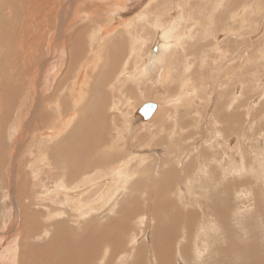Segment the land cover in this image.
Instances as JSON below:
<instances>
[{"label":"rangeland","instance_id":"1","mask_svg":"<svg viewBox=\"0 0 264 264\" xmlns=\"http://www.w3.org/2000/svg\"><path fill=\"white\" fill-rule=\"evenodd\" d=\"M25 1L26 0H5L0 3V5H3L6 9L2 12L3 16L1 22L3 25L5 23V25L2 26L6 27V35H9L8 37L14 41L11 43L12 50L10 55H7V58H5L6 64L8 62L10 63L12 60H22L23 56L19 54L20 51L16 48L20 44L21 39L25 41L23 36L24 33H26L27 37L31 38L32 41L30 43L36 50V59L34 58L33 64H37V66L34 68L37 69L39 65L46 63V70L44 69L45 71L43 73L44 77L46 79L52 77L53 79L48 81V84L45 83L47 85L46 95H42L41 93L39 100L41 105H43L42 100L43 102L46 101L45 107L48 109L49 114L52 115L47 119L49 122L56 118L53 100L58 97V94L60 99L65 96L64 93L60 95L62 87H65L64 83L70 86L75 80V77L77 79L79 76H83L82 82L84 87L82 91L85 96L83 95V101L77 106V117L69 118L71 120L68 121L71 122L68 126H64L68 128L67 132L72 133L74 130L79 129L80 132H85L86 134L90 133L91 138L99 139L103 137L104 141L98 142L97 139L95 141L98 145V150L100 148L99 154H104L106 152V155L107 153L110 155V153L115 154L121 152L120 149H117L119 143V146L122 147L121 150L123 152L125 151L126 157L129 153L127 159H133L130 161L131 167H129L131 168V172H135V169H142H139V175L137 179L133 180L134 183L130 180L128 184L130 187L128 186L125 191L124 189L120 190L119 194H116L118 197L116 195L111 196V198L107 200V203L109 202L107 205L109 206L106 205L101 212L97 211V213H100V216L105 219L101 222H97L99 220L96 219L97 223L93 226L96 232L95 244L93 243L94 246L89 250V247L83 246L87 243L81 241L80 244L82 245L80 247L83 246L82 251L81 248H79L78 252L82 254L88 253L90 259H96L102 254L107 258L121 259L125 264H130L134 258L139 260V264H264V0H223L225 1L224 6H222V1L221 4L218 3L219 8L216 10L213 9V11L211 9L217 4V0H187L182 4V10L178 13L179 16L176 15L178 24L177 29L179 28L187 31L188 34L190 31L195 30L196 33H194L193 38H190V36H188L189 38H180V42L177 39L171 38V49L169 51L167 50L168 52L166 51V57H170L171 60L178 59L182 63H185L188 60L185 61L184 57L182 59V53L185 52L188 54L190 50H195V48L201 49L205 54H212L215 49H219L220 55L217 61L209 65L204 63L203 58L205 57L202 58L200 55L197 61H193L198 65L194 64L192 67V70H194L193 76L196 78L195 82H197L200 87L202 86L203 98L200 99L199 97H195L198 101L195 98L193 100L192 97L196 93H194L193 87H190V97L186 104L173 101L179 94L180 89L178 88L172 91L171 87L175 85L178 86L180 82L176 79V82L172 83L171 78L167 79L168 81L165 79L160 80V72L158 69L160 65H154L150 68L148 65V69L146 68L147 70L145 69L142 71L144 74L141 72L137 74L135 78L129 76L131 71L137 70L143 63V60L146 62L150 57V48L152 44H154L153 40H155L160 30V28L155 27L156 24L150 25L147 21V23L142 21V23H138V25L136 23V27L131 25L128 27L125 21L126 18L129 17L124 16L126 12H115L116 10H123L125 8L113 7V4H115L117 0H89V2L92 1L90 3L88 0H77L73 8L75 13L71 18L72 25L70 24V27L61 34V37L65 38L64 43H67L63 45L65 49L63 50L64 53H57V55L54 54L51 56L50 41L52 34L49 33V30L53 26L55 27L58 23V18L55 20L49 18L42 19L39 11L35 21L27 20V15H25L23 11L24 5L27 4V1ZM38 1L40 6H44V8L41 7L42 13L46 14L55 6L61 9V6L63 7L68 0H52L49 5L46 3V0ZM241 1L246 2L247 5H240L236 8V11H233L236 7V3H243ZM55 2L56 5H54ZM13 3L15 5H13ZM172 7L173 6L168 8V12L166 11L167 13L165 16L167 21H170V18H172L171 15L174 14H172V12L175 9ZM246 9H248L250 17L245 19L243 16H245L244 10ZM107 12H109L110 15H108ZM112 13L116 16L119 15L120 18L112 16ZM74 15L75 17H73ZM230 15L235 16V18H229ZM90 16H93L92 21H95L94 24L90 21ZM114 17L118 18V20L114 21ZM181 17H183V19H181ZM103 18L104 20H102ZM38 21L42 22L39 24ZM102 22H105V24ZM22 25L25 27L21 28ZM80 25L82 27H80ZM165 25L166 24H163V26ZM112 26H115L114 30L110 28ZM90 27L98 32L95 30L92 31ZM103 27L109 32L111 31L110 37L109 34L107 35L108 37L106 34L103 36L102 29H105ZM82 28H84V31H80ZM124 28L127 29L128 33V30L131 29L133 32L138 31L137 33L134 32V34L138 35H134L133 33L130 34L132 30L129 34L125 33L126 31ZM72 29L75 30V33L79 30L82 34L79 33V37L72 35L74 31ZM206 30L207 32H205ZM41 33L44 35H41ZM37 34L41 37H38ZM94 35L99 38L93 37ZM133 37H135L137 41L140 40V42H142V44L139 43L141 47L139 46L137 54L139 56L140 54L141 56L143 55L144 58L143 56L138 57V55L134 53L136 55L132 56L131 62L128 65L130 69H127V67H125L126 65L123 63H126L127 58H129L128 54L130 56L132 55L129 42L133 40ZM179 37L180 36H178V38ZM89 42L93 43V50L90 48L91 43ZM176 43L179 44L178 46L176 45L177 49L175 47ZM120 46L122 48H120ZM217 46H219V48H217ZM15 49L18 52H16ZM43 49L44 52L42 51ZM75 50L79 56L78 59L74 55ZM170 53L173 54L171 55ZM65 54H67V56ZM63 55H65V57ZM90 55H94L92 60L88 58ZM135 56L137 59L134 58ZM46 57L48 58L46 59ZM68 59L70 60V66L67 65ZM125 59L126 61H124ZM139 59H141L142 62ZM6 60H8V62ZM85 60L86 62H84ZM132 60L134 61L133 64H131ZM14 62L15 64L17 63V61ZM88 62H90V64L86 65ZM83 64L85 65L84 69L80 70L79 67ZM92 65L95 66V68ZM121 65L124 66V69H122L123 67ZM0 67H2L0 71L8 72V68L1 64V62ZM3 67L6 70H4ZM181 68H183V65H181ZM91 70L93 73H91ZM121 70L126 71L125 75L123 73H120L121 75L123 74L122 76L119 74ZM64 73L67 74L64 75ZM12 74L15 75V77L17 76L16 72H12ZM200 76L201 79L205 80H201ZM61 79L62 82L60 85L58 82ZM15 82L18 86L17 90L10 92L7 97L8 99L4 97L2 102H0V233L3 235L0 236V264H3L5 260L3 259V252L8 249L9 246L16 247L17 245L16 249H18V238L13 236L21 229L23 217L19 200L14 198L17 206V224L15 223L16 226H14L15 229L13 232L4 228V226L7 227L8 225V222L5 224L3 222L5 220V215L3 213L6 210L4 204L6 195L4 196V194L8 189V185H6V171L12 162L16 167H18V164L20 166L19 160L17 158L15 160V155H13L11 149H9L11 147L10 142L12 141L11 136L16 137L18 134L13 135V131L11 132L9 127L15 124V120L18 118L22 106L20 101L22 90L20 91L18 84L23 82L24 89L28 86V80L26 76L23 77V74H20ZM115 82L117 85H121H118L119 87H115V85L112 86ZM1 88L2 87H0V92H2ZM71 91L72 90H70L69 93H71ZM230 95L236 99L234 102L235 104L232 106H228L227 104L231 101L228 99ZM66 100L67 101H64L66 104H63L66 112L64 114L65 116L74 113L72 109L73 102L68 94L66 95ZM147 102L156 104L160 102L162 108L159 105L154 111L155 113L153 112L147 119H137L136 114L138 113V109ZM115 103L118 106V110L114 109ZM188 106L191 108L189 109ZM222 110H226L229 116L225 117L223 115L220 117V114H224ZM79 111L83 112H81L82 115ZM79 115H81V119H79ZM113 117L119 120V122H124L121 125H123V127L125 126L127 133L125 135H128V140L126 136V140L125 138L114 139L117 120H113ZM185 122L189 125L184 127L185 129L181 128L180 126ZM105 126L109 129L108 131H105L107 130ZM89 128L91 132H89ZM220 128L222 129L220 130ZM224 128L226 130H224ZM42 129L43 130L39 133L46 131L43 127ZM95 130L96 134L94 133ZM97 131H102V134H97ZM171 133L172 135L169 136ZM132 135H135L136 138ZM186 136L189 137L186 138ZM31 137L32 136H28L27 138L24 137L22 139L24 141L21 140L20 151H22L21 153L23 154H27L32 161L35 160V158L29 154V152L33 151V154H36V150L42 145L40 143H34L32 144V150H29L30 145L28 144L33 142ZM40 137L42 136L40 135ZM181 137L184 139H181ZM237 137L239 139L241 137V139L239 140ZM105 139L108 140L105 141ZM114 140H116L117 143ZM103 142L104 144H102ZM108 143L109 145L107 147ZM111 144L114 146L112 147ZM123 144L126 146L123 147ZM51 146L52 142L46 140L42 147L49 149ZM109 146H111L112 149ZM113 148H115L114 150L116 151H114ZM101 150H105L104 153ZM21 155L22 154H20V160L23 159ZM138 157L143 159L140 160ZM58 159L64 163H69L68 159L64 156L57 159L55 156L57 163L59 161ZM110 161L111 164L108 163V166H114L117 163V161L115 163L112 155ZM28 163L23 167V173L26 172L25 175L23 174L20 177L21 179L19 178L20 182L23 180L25 184L27 183V186L32 182L28 174L30 170ZM92 169L94 170L95 168ZM258 170H261L260 173ZM106 172V176L108 177L111 173L110 171ZM116 183H118V187L121 186V181H116ZM48 184L51 183L49 182ZM134 184L135 186L133 187ZM107 189L108 188L105 190ZM128 189L129 191H127ZM27 192L29 193L28 189ZM30 192L32 193L33 191L31 190ZM13 194V197H15L16 191L13 192ZM35 195L37 199V192ZM92 197L90 198V200L93 201L92 203L96 204L98 200L100 201L99 198L97 199V195ZM112 197L115 199L114 201H112ZM63 202V200L60 202L62 210L71 211L73 206ZM100 202L97 204L103 205V203ZM62 204L65 206H62ZM32 207L34 209L35 206ZM34 210H38V208ZM108 212L109 214L111 212V216L109 217L106 214ZM97 213H93V215L98 217ZM39 217L42 220L45 218L44 221H50L47 220L48 214L40 215ZM63 218L64 217H58L57 219L62 220ZM120 218L123 219L124 223L121 229H116L113 226V220ZM105 225L109 227L111 233L119 232V234H121L123 244H120L118 251L116 250L117 252L114 249V252H111L112 246L108 245V247H106L105 243L102 245L99 252H94V250L96 251L99 247L101 240L100 230H102ZM96 229L98 230L96 231ZM12 233L14 235H11ZM105 236H108V234ZM59 237H61L60 240L64 243H66V239L70 240L63 232H61ZM34 242L37 243L36 241ZM43 242L41 244H43ZM168 242L169 245H167ZM164 243H166V246ZM58 244L60 245L58 246ZM97 244L98 247H96ZM172 244L174 246H172ZM62 245L61 243L43 245L41 247L42 253H38L37 257H35L36 251L33 252L32 261L38 258L40 261H44V264L47 258H50L52 261L61 258L62 261L65 255H67V258L68 256L69 258L73 256L72 251L66 249L67 247L64 245V247H62ZM47 246L48 248L50 247L49 249L53 250L51 252H48L49 249L45 251ZM138 246L145 250H141L142 252H140L138 250L139 248H137ZM95 247L96 249H94ZM131 248H133V250H131ZM73 249L75 248L73 247ZM161 251L162 254L164 253L163 255L160 253ZM121 253H123V255L125 254V256ZM121 255L123 257H121ZM156 256L158 258H156ZM78 257H80V255ZM125 259L127 260L125 261ZM16 260H18V257Z\"/></svg>","mask_w":264,"mask_h":264},{"label":"bare ground","instance_id":"2","mask_svg":"<svg viewBox=\"0 0 264 264\" xmlns=\"http://www.w3.org/2000/svg\"><path fill=\"white\" fill-rule=\"evenodd\" d=\"M5 0H0L1 2H4ZM21 1V0H19ZM27 4L24 5V10L22 8V10L24 11L25 15H27V20H31V21H35L36 18L38 17L39 11L41 13V18L42 19H53L55 20L56 18H58V23L55 25V27L51 28L49 31V33H51V56H53L54 54L57 55V53H61L63 54V50H65L63 48V45L66 43H64L65 38L61 37V34L64 33L65 30H67L70 26V24L72 23L71 18L72 15L75 13L73 11V8L75 6V2H77V0H68L66 4L63 5V7L61 6V9L56 8L57 6H55L54 8H51L49 12L42 13V8H44V6H40L39 5V1L38 0H26ZM25 1V2H26ZM57 1V0H56ZM94 1V0H93ZM116 1V0H115ZM187 0H117L115 4H113V7L119 8V7H125L123 10H116V13H120V12H126L124 13V16H128L129 18H126V25L129 27L131 26H135L136 27V23L138 25V23H142V21H147L150 25L156 24L155 27L160 28V30L158 31V34L155 38L154 44H152L151 48H150V57L146 60V62L143 60V63L140 65V63L142 62L141 59H139L141 62L139 63V67L137 68V70H133L131 71V73H129V76L131 78H135V76L137 74H140L142 71H144L146 68L148 69V65L149 68L151 66H159V72H160V80H167L169 78H171L172 83L176 82V79L178 80V82H180L178 84V86H172L171 90L175 91L178 88L180 89L179 94L177 95V97L175 99H173V101L176 102H183V103H188L189 101V94H190V87H193V91L194 93H196L195 95L197 96H193L192 99L194 100L195 97H199L200 99L203 98V94H202V86L200 87L199 84L197 82H195L196 78H194L193 76V72L194 70H192V67L194 64H196L193 61H197L198 60V56H202L205 57L203 58V61L206 65L211 64L212 62L214 63L215 61H217V58H220L219 55V49H215L214 53H209V54H205L201 49H196L195 50H190L188 52V54H186L185 52L182 53V59L184 57V60L187 62H181L178 59L176 60H171L170 57H166V51L171 49V38H174L175 40H179L180 38H189L188 36H190V38L194 37V33H196V31L192 30L189 32L181 30V29H177V16L178 13H180V11L182 10V4H184V2ZM223 0H217V4L211 9L213 11L216 10L217 8H219V4L222 3ZM238 1V0H237ZM10 2V1H9ZM18 2V1H17ZM52 0H46V3L49 5V3H51ZM86 2V1H85ZM89 2V0H88ZM92 2V1H90ZM89 2V3H90ZM227 2V1H226ZM243 2V1H241ZM12 3V2H11ZM60 3V2H59ZM64 3V2H63ZM82 3V2H80ZM94 3V2H93ZM219 3V4H218ZM240 3V2H239ZM4 4V3H3ZM41 4V3H40ZM61 4V3H60ZM189 4V2H188ZM225 1H223L222 6H224ZM13 5H15L13 3ZM17 5V4H16ZM56 5V2L55 4ZM53 5V6H54ZM240 5H247L246 2H243L242 4H238L236 3V7L233 9V11H236L237 7H239ZM173 6L175 10H173L171 17V20L167 21V18L165 16V14L168 12V8ZM6 7V6H5ZM9 7V6H8ZM12 7V6H11ZM85 7V6H84ZM172 7V8H173ZM227 7V6H226ZM225 7V8H226ZM248 7V6H247ZM83 8V6H82ZM185 8V7H184ZM4 6L0 5V62L1 64L5 65L8 68V72H3L0 71V87L2 92H0V102H2L3 98L6 97V99H8V95L10 92H12L13 90H17L18 86L15 82L16 78L20 75L23 74V77L26 76L27 80H28V86L24 89V84L23 82L19 83V87H20V91H21V96H20V101H21V109L19 111V115L18 118H16L15 120V124H13V126H10V131H13V135L18 134V136H11L12 141L10 142L11 147L9 149H11L12 154L15 155V160L16 158L19 160L20 162V166L18 164V167L15 166V164L12 162V164L7 168L6 171V182L8 185V189L6 190L4 196H5V208L6 210L4 211V215H5V220L3 221L4 224L6 222H8L7 227L4 226V228L9 229L10 232H13V230L15 229L14 226L16 221V213H17V206H16V199L19 200V203L21 205L22 208V222H21V229L16 232V234L14 235L13 233L11 235H14L13 237H17L18 239V249H16V247H11L9 246L8 249H6L3 252V259L4 262L3 264H43L44 261H40L38 258L33 259L32 261V254L33 252L36 251V256L38 255V253H42L41 252V247L44 245H54L57 243H61V245L63 244L64 246H66L65 248L68 250H71L73 253V256H71L69 258H67V255H65L63 258V260L61 261V258L56 259L55 261H52L50 258H47V260L45 261L44 264H125L121 261V259H112V258H107L104 255H100L98 258L96 259H90L88 257V253L86 254H82L78 252V249L81 248L82 251V247H89V250L94 246V242L96 240V232L94 231L93 226L96 225L97 222H101L104 221V219L100 216V213H97V211H100L102 209H104V207L109 203H107V200H109V198H111V196H115L116 194H119L120 190L124 189V191L126 190V188L129 186V182L130 180H135L137 179L138 175H139V169H135V172H131V167L130 166V161L132 160H128V156L129 153L126 157L125 155V151L123 152L121 150L122 147L119 146L118 143V148L120 149L121 152L115 153V154H111L109 155V153H107V155L104 154H99V150H98V145L95 142L97 138H91V134L88 133L86 134L85 132H80L79 129L74 130L72 133L67 132L68 128H65L64 126H68L71 120L69 118H76L77 117V106L83 101V95L84 92L82 91L84 85H83V76H79L77 79L75 77V80L72 82V84L69 86L67 83L65 84V87H62V90L60 91V95L62 93H64V97L62 99H60V96L58 94V97L53 100L54 103V109H55V115L56 118L53 119L51 122H49L47 119L52 116L51 114H49L48 109L45 107V103L46 101L42 103L43 105H41L40 103V94L42 93V95H46V88L47 85L45 83L48 84V81L53 80L52 77H49L48 79H46L44 77V71L45 69V64L39 65L37 69H35L34 67L37 66V64H33L34 60L36 59V50L33 48V46L31 45V38L27 37L26 33H24V40L21 39L20 44L17 46V50L20 51L19 54H21L22 60L21 59H17V60H12L10 63L8 62V60H6L8 63L6 64L5 62V58H7V55H10L11 50H12V46L11 43L14 42L12 41L8 36L6 35L7 32L5 29L6 27H3L5 25H3L2 21V12L4 10ZM49 9V8H48ZM81 9V8H80ZM104 9V8H103ZM243 9V8H242ZM6 10V9H5ZM14 10V9H13ZM59 10V11H58ZM78 10V9H76ZM114 10V9H113ZM210 10V11H211ZM167 11V12H166ZM184 11V10H183ZM182 11V12H183ZM15 12V11H14ZM55 12V13H54ZM79 12V11H78ZM108 15L109 12H107ZM234 13V12H233ZM242 13V12H241ZM54 14V15H53ZM80 14V13H78ZM92 14V13H91ZM113 14V13H112ZM123 14V13H122ZM183 14V13H182ZM235 14V13H234ZM18 15V14H17ZM76 15V14H75ZM75 15L73 17H75ZM107 15V16H108ZM244 15L243 18H249V12L248 9L244 10ZM112 16H116V15H112ZM174 16H176L175 18H173ZM179 16V15H178ZM190 16V15H189ZM202 16V15H201ZM91 17V16H90ZM106 17V15H105ZM116 17H119L116 16ZM9 18V17H8ZM79 18V17H78ZM115 18V17H114ZM120 18V17H119ZM191 18V17H190ZM229 18L234 19L235 16L230 15ZM93 16L91 17V22L94 24V22L92 21ZM101 19V18H100ZM112 19V18H111ZM110 19V20H111ZM124 19V18H123ZM181 19H183V17H181ZM104 20V18L102 19ZM118 20V18H115L114 21ZM185 21H187L186 19H184ZM189 20V17H188ZM101 21V20H100ZM124 21V20H122ZM192 21V20H190ZM25 22V21H24ZM42 22V21H40ZM40 22L38 21V23L40 24ZM146 22V23H147ZM155 22V23H154ZM2 23V24H1ZM36 23V22H35ZM37 23V24H38ZM44 23V22H43ZM90 23V22H88ZM91 23V24H92ZM103 23V22H102ZM122 23V22H121ZM120 23V24H121ZM8 24V23H7ZM6 24V25H7ZM82 24V23H81ZM84 24V23H83ZM92 24V25H93ZM97 24V23H96ZM105 24V22L103 23ZM124 24V23H123ZM122 24V25H123ZM133 24V25H132ZM163 24H166L165 26H163ZM186 24V22H185ZM3 25V26H2ZM72 25V24H71ZM99 25V24H98ZM12 26V25H11ZM85 26V25H84ZM125 26V27H127ZM25 26L22 25L21 28H24ZM80 27H82L80 25ZM94 27V26H92ZM91 30H95L92 29ZM97 27V25H96ZM119 27V26H118ZM138 27V26H137ZM140 27V26H139ZM186 27V26H185ZM188 27V25H187ZM193 27V26H192ZM191 27V28H192ZM48 28V27H47ZM46 28V29H47ZM76 28V27H75ZM95 28V27H94ZM105 28V27H103ZM108 28V27H107ZM112 28V30H114L115 26L110 27ZM123 28V27H122ZM80 29V28H79ZM83 29V30H82ZM80 31H84V28H82ZM97 29V28H96ZM106 29V28H105ZM102 29V34L104 36V34H106V36L109 34L110 37V33L107 29ZM109 29V28H108ZM125 29V28H124ZM136 29V28H135ZM18 30V29H17ZM37 30V29H36ZM74 30V29H72ZM78 30V29H77ZM132 30V29H131ZM131 30H128L129 33ZM21 31V30H20ZM79 31V30H78ZM75 33V30L72 32V35H76L77 37H79V32ZM96 31V30H95ZM94 31V32H95ZM126 31V32H125ZM125 33L127 32V29H125ZM25 32V31H24ZM93 32V33H94ZM98 32V31H96ZM95 32V33H96ZM135 32V31H134ZM133 30L130 34H134ZM138 31H136L135 33H137ZM207 32V30L205 31ZM17 33V32H16ZM92 33V32H91ZM115 33V32H114ZM128 33V34H129ZM43 33H41L42 35ZM66 34V33H65ZM82 34V33H81ZM100 34V33H98ZM188 34V35H187ZM35 35V34H34ZM38 35V34H37ZM36 35V36H37ZM44 35V34H43ZM93 35V34H92ZM97 35V33H96ZM134 35H138V34H134ZM133 35V36H134ZM11 36V35H10ZM14 36V35H13ZM40 35H38L39 37ZM90 36V35H89ZM132 36V35H131ZM129 36V37H131ZM178 36H180L178 38ZM41 37V36H40ZM47 37V34H46ZM92 37V36H90ZM93 37H98V36H93ZM108 37V36H107ZM121 37V36H120ZM139 37V36H138ZM137 37V38H138ZM13 38V37H12ZM99 38V37H98ZM104 38V37H103ZM139 38H142L141 36ZM97 39V38H96ZM132 39V38H131ZM46 40V39H45ZM186 40V39H185ZM19 41V40H18ZM142 41V40H141ZM202 41V40H201ZM16 42V41H15ZM46 42V41H45ZM88 42V41H87ZM86 42V43H87ZM97 42V41H96ZM95 42V43H96ZM178 42V41H177ZM180 42V40H179ZM43 43V42H42ZM79 43V42H78ZM91 43V42H89ZM99 43V42H98ZM139 43L142 44V42L137 41L135 37H133V40L131 42H129V46H131V56L128 54L129 58H127L124 61H126L125 64L128 68L129 63L131 62V58L133 55L137 54V51L139 46L141 47V45H139ZM188 43V42H187ZM203 43V42H202ZM67 44V43H66ZM81 44V43H80ZM88 44V43H87ZM132 44V45H131ZM189 44V43H188ZM70 45V44H69ZM75 45V44H74ZM176 45L178 46L179 44L176 43ZM203 45V44H202ZM218 45V44H217ZM36 47V46H35ZM41 47V46H40ZM43 47V46H42ZM66 47V45H65ZM77 47V46H76ZM90 47V46H89ZM37 48V47H36ZM92 50L94 49L93 47V43H91V47ZM89 48V50H90ZM120 48H122L120 46ZM182 48H183V44H182ZM217 48H219V46H217ZM15 49V50H16ZM42 49V48H41ZM69 49V47H68ZM152 49V50H151ZM173 49V48H172ZM177 49V47H176ZM179 49V48H178ZM194 49V46H193ZM16 50V52H18ZM44 52V49L42 50ZM70 51V50H69ZM68 51V52H69ZM76 51V50H75ZM74 51V55L77 57L78 59V54L77 51ZM87 51V50H86ZM104 51V49H103ZM152 51V52H151ZM167 51V52H168ZM229 51V50H228ZM46 52V51H45ZM88 52V51H87ZM91 54L92 51L90 50ZM128 52V51H127ZM176 52V51H175ZM181 52V51H179ZM102 53V52H101ZM136 53V54H134ZM140 53V52H139ZM227 53V52H226ZM89 54V53H88ZM171 55L173 53H170ZM225 54V53H224ZM67 56V54H65ZM65 55H63L65 57ZM97 55V54H96ZM138 55V54H137ZM188 55V56H187ZM205 55V56H203ZM14 56V55H13ZM42 56V55H41ZM47 56V55H46ZM84 56V55H83ZM104 56V55H103ZM141 56V54H140ZM138 55V57H140ZM143 56V55H142ZM141 56V57H142ZM187 56V57H186ZM9 57V56H8ZM40 57V56H39ZM55 57V56H54ZM94 57V55H90L88 58H90L92 60V58ZM124 57V56H123ZM10 58V57H9ZM35 58V59H34ZM48 57H46L47 59ZM100 58V57H99ZM135 59L136 56L134 57ZM144 58V56H143ZM179 58V56H178ZM15 59V58H14ZM97 59V58H96ZM14 61H17V63L15 64ZM98 61V60H97ZM138 61V60H137ZM211 61V62H210ZM86 62V60L84 61ZM133 60L132 63L133 64ZM136 62V61H135ZM43 63V62H42ZM82 63V61H81ZM115 63V62H114ZM86 64V63H85ZM90 64V62H88L86 65ZM67 65H71L70 64V60L68 59ZM75 65V64H74ZM181 65H183V68H181ZM197 65V64H196ZM84 64L81 65L80 70L84 69ZM93 66V65H92ZM124 69V66L121 65ZM198 66V65H197ZM95 68V66H93ZM130 67V66H129ZM2 68V67H0ZM4 69V67H3ZM45 69V70H44ZM49 69V68H48ZM62 69V68H61ZM91 69V68H90ZM134 69V68H133ZM146 69V70H147ZM205 69V68H204ZM1 70V69H0ZM6 70V69H4ZM12 70V71H11ZM151 70V69H150ZM11 71V72H9ZM56 71V70H55ZM76 71V70H75ZM87 71V70H86ZM130 71V70H129ZM135 71V72H134ZM2 72V73H1ZM12 72H16L17 76L15 77V75L12 74ZM60 72V71H59ZM79 73V72H78ZM81 73V71H80ZM86 73V72H85ZM91 73L92 70H91ZM123 73L125 75L126 71L125 70H121L119 72ZM143 73V72H142ZM202 73V72H201ZM47 74V73H46ZM67 73H64V75H66ZM122 74V75H123ZM144 74V73H143ZM58 75V74H57ZM121 75V74H120ZM121 75V76H122ZM228 75V74H227ZM116 76V75H115ZM118 76V73H117ZM116 76V78H117ZM203 76V75H202ZM85 77V76H84ZM145 77V76H144ZM112 78V77H111ZM128 78V77H127ZM46 79V80H44ZM81 79V80H80ZM115 79V77H114ZM119 79V78H118ZM117 79V80H118ZM201 79V76H200ZM230 79V78H229ZM24 80V78H23ZM201 80H205V79H201ZM168 81V80H167ZM230 81V80H229ZM58 82V81H56ZM62 79L58 82V84L61 85ZM111 82V81H110ZM25 83V80H24ZM82 83V84H81ZM120 83V82H119ZM139 84V83H138ZM27 85V84H26ZM111 85V84H110ZM118 86L116 84V82L112 85V86ZM121 85V84H120ZM119 85V86H120ZM51 86V85H50ZM64 86V85H62ZM111 86V87H112ZM118 86V87H119ZM70 87V88H69ZM61 88V87H60ZM66 88V89H64ZM113 88V87H112ZM114 89V88H113ZM112 89V90H113ZM71 91V93H69V91ZM41 91V92H40ZM48 92V91H47ZM68 94L69 98L71 99V101L73 102V111L74 113L69 114V115H64L65 112V108L63 106V104H66L64 101L66 100V95ZM86 94V93H85ZM228 95V94H227ZM85 96V95H84ZM88 97V96H87ZM229 97V96H228ZM247 97V96H246ZM212 98V97H211ZM196 99V98H195ZM227 99V98H226ZM230 99L231 101L228 104V106H232L235 103V98L230 95ZM170 100V99H169ZM168 100V101H169ZM197 100V99H196ZM115 101V99H114ZM198 101V100H197ZM201 101V100H200ZM116 102V101H115ZM158 102V101H157ZM165 102V101H164ZM163 102V103H164ZM171 102V101H169ZM226 102V101H225ZM148 103V102H147ZM56 104V105H55ZM116 104V103H115ZM156 104V103H155ZM251 104V103H250ZM97 105V104H96ZM159 107V105L162 108V105L160 104V102L157 104ZM3 106V105H1ZM112 106V105H111ZM110 106V107H111ZM143 106V105H142ZM141 106V107H142ZM227 106V108H228ZM239 106V105H238ZM237 106V107H238ZM250 106V105H249ZM13 107V106H12ZM108 107V106H107ZM140 107V108H141ZM236 107V108H237ZM139 108V109H140ZM188 108L190 109L191 107L188 106ZM83 109V108H82ZM81 109V110H82ZM114 109L118 110V106L117 104L114 106ZM139 109H138V113L136 114V118L141 120V119H145L143 117V115L141 113H139ZM248 109V108H247ZM69 110V109H68ZM80 110V109H79ZM159 111V110H158ZM187 111V110H186ZM250 111V110H249ZM15 112V111H14ZM80 114L82 111H79ZM233 112V111H232ZM52 113V111H51ZM70 113V112H69ZM83 113V112H82ZM155 113V112H154ZM222 113L224 114H220V117H222L223 115L225 117H228L229 114L226 112V110H222ZM248 113V112H246ZM54 114V113H53ZM82 115V114H81ZM79 115V119L80 116ZM231 116V114H230ZM218 118V117H217ZM249 118V117H248ZM88 120V119H87ZM113 120H117L114 119ZM125 120V119H124ZM127 120V118H126ZM214 120V119H213ZM218 120V119H217ZM80 121V120H79ZM119 122V120H117ZM115 124V136L114 139H124L125 136L126 138L128 137V135L126 133V129L125 126L123 127L124 122H117ZM146 121V120H145ZM175 121V120H174ZM219 121V120H218ZM18 122V123H16ZM75 122V121H74ZM111 122V121H110ZM141 122V121H140ZM220 122V121H219ZM106 123V122H105ZM115 123V122H113ZM162 124V123H161ZM182 125V124H181ZM189 125V124H188ZM187 123L185 122L182 126H180L181 128L187 127L188 126ZM114 126V125H113ZM42 127L46 130L43 133H39L40 131H42ZM105 128L107 129V127L105 126ZM111 128V127H110ZM6 129V128H5ZM185 129V128H184ZM222 128H220L221 130ZM238 129V128H237ZM9 130V129H8ZM35 130V131H34ZM88 130V129H86ZM85 130V131H86ZM91 129L89 128V132ZM109 129L105 130L108 131ZM183 130V129H180ZM218 130V129H217ZM224 130H226L224 128ZM79 131V132H78ZM112 131V130H111ZM186 131V130H185ZM9 132V131H8ZM67 132V133H66ZM88 132V131H87ZM110 132V131H109ZM108 132V133H109ZM181 132V131H180ZM222 132V131H221ZM96 134V130L94 132ZM99 133V135L102 134V131H97V134ZM187 133V132H186ZM194 133V132H193ZM228 133V132H227ZM43 137H40V135ZM11 135V134H10ZM97 135V136H99ZM114 135V133H113ZM111 135V136H113ZM172 135L169 134V136ZM28 136H32V140L33 142L29 146V150H32L31 148H33L34 143H40L42 146L43 144L46 142V140H49L50 142H52V146L47 149V148H43L42 146L37 149L36 154H33L32 152H29V154H31L35 160H30L27 154H23L21 153L22 151H20V143L21 140L25 137L27 138ZM94 136V135H92ZM107 136V134H106ZM134 138H136L135 135ZM174 136V135H173ZM172 136V137H173ZM183 136V134H182ZM95 137V136H94ZM184 137V136H183ZM181 137V139L183 138ZM189 136H186V138ZM99 138V137H98ZM108 138V137H107ZM113 138V137H112ZM125 138V140H126ZM129 138V137H128ZM127 138V140H128ZM230 138V137H229ZM238 138V137H237ZM166 139V138H165ZM184 139V138H183ZM239 139V138H238ZM241 139V137H240ZM239 139V140H240ZM26 140V139H25ZM98 142H102L103 137H100L99 139H97ZM108 140V139H107ZM105 139V141H107ZM225 140V139H224ZM24 141V140H22ZM104 141V140H103ZM116 141V140H114ZM120 141V140H119ZM123 141V140H122ZM121 141V142H122ZM243 141V140H242ZM26 142V141H25ZM28 142V141H27ZM112 142V141H111ZM127 142V141H125ZM24 143V142H23ZM30 143V142H29ZM117 143V141H116ZM115 143V144H116ZM100 144V143H99ZM104 144V142L102 143ZM126 144V143H125ZM23 145V144H22ZM109 143L107 144L108 147ZM45 146V145H44ZM104 146V145H103ZM112 146V144H111ZM111 146H109L111 148ZM114 146V145H113ZM112 146V147H113ZM122 146V145H121ZM126 146L123 144V147ZM139 146V145H138ZM148 146V145H147ZM101 147V145H100ZM105 147V146H104ZM120 147V148H119ZM127 148V147H126ZM102 149V147H101ZM104 149V148H103ZM106 149V148H105ZM112 149V148H111ZM115 148H113L114 150ZM248 149V148H247ZM126 150V149H125ZM116 151V150H114ZM99 152V153H98ZM109 152V151H108ZM11 154V153H10ZM20 154H22L21 156H23L20 160ZM111 155L113 157V159L115 160V163L117 161V163L112 166H108L107 164H111ZM229 155V154H228ZM239 155V154H238ZM55 156L56 159L57 158H61V157H65L66 159H68L69 163H64L61 160L57 161L55 160ZM132 156V155H131ZM130 156V157H131ZM28 157V158H27ZM134 157V156H133ZM25 158V161H24ZM53 158V159H51ZM136 158V157H135ZM13 159V157H12ZM64 159V158H63ZM138 159H140L138 157ZM143 159V158H141ZM140 159V160H141ZM254 159V158H253ZM257 159V158H256ZM107 160V161H106ZM226 160V159H225ZM252 160V159H251ZM65 161V160H64ZM143 161V160H142ZM168 161V160H167ZM224 161V160H223ZM29 162V163H28ZM16 163V162H15ZM28 163V166L30 167L29 170V175L30 178L32 179V182L29 183V186H27L25 184V182L23 180H19V178L21 177V175H25V173H23V167ZM54 163V165H53ZM213 163V162H212ZM113 164V163H112ZM242 164V163H241ZM17 165V164H16ZM137 165V164H136ZM140 165V164H139ZM138 166V165H137ZM221 166V165H220ZM219 166V167H220ZM140 167V166H139ZM143 167V165H142ZM232 167V166H231ZM92 168H95L94 170ZM133 168V167H132ZM135 168V167H134ZM138 168V167H136ZM29 169V168H28ZM48 169V170H46ZM234 169V168H233ZM19 170V171H17ZM27 170V169H25ZM142 170V169H140ZM106 171H110V177L106 176L107 172ZM133 171V169H132ZM174 171V170H173ZM248 171V170H247ZM259 171V170H258ZM261 171V170H260ZM259 171V173H260ZM227 173V172H226ZM257 173V172H255ZM254 173V174H255ZM109 174V173H108ZM141 174V173H140ZM27 175V174H26ZM44 175V176H42ZM230 175V174H229ZM171 176V175H170ZM174 176V175H173ZM239 176V175H238ZM24 177V176H23ZM258 177V176H257ZM263 177V176H262ZM27 178V177H25ZM21 179V178H20ZM23 179V178H22ZM29 179V178H28ZM234 179V178H233ZM263 179V178H261ZM139 180V179H138ZM137 180V181H138ZM259 180V179H258ZM30 181V180H28ZM116 181H121V186L118 187V183H116ZM136 181V182H137ZM51 184H48V183ZM155 182V181H154ZM204 182V181H203ZM134 183V182H133ZM132 183V184H133ZM142 183V182H140ZM202 183V182H201ZM5 184V183H4ZM188 184V183H187ZM186 184V185H187ZM227 184V183H226ZM229 184V183H228ZM17 185V186H16ZM96 185V186H94ZM131 185V183H130ZM233 185V184H232ZM135 186V184L133 185V187ZM137 186V185H136ZM192 186V185H191ZM16 187V188H15ZM130 187V186H129ZM132 187V185H131ZM142 187V186H141ZM155 187V186H154ZM264 187V186H263ZM7 188V186H6ZM106 188H108L107 190H105ZM148 188V187H147ZM27 189L29 190V193L27 192ZM36 189V190H35ZM94 189V190H93ZM130 189V188H129ZM129 189L127 191H129ZM138 189V188H137ZM33 191L32 193L30 191ZM135 190V189H134ZM141 190V189H140ZM16 191L15 197H13V192ZM37 192V199L35 198V193ZM157 192V191H156ZM196 192V191H195ZM240 192V191H239ZM4 193V192H3ZM123 193V192H122ZM146 193V192H145ZM128 194V193H125ZM161 194V193H160ZM244 194V192H243ZM98 196L97 199L99 198L100 201L98 200L97 203H103V205H99V204H95L92 203L93 201L90 200V198L93 196ZM110 195V196H109ZM235 195V194H234ZM241 195V194H240ZM109 196V197H108ZM117 196V195H116ZM159 196V195H158ZM92 197V198H93ZM118 197V196H117ZM151 197V196H150ZM162 197V196H161ZM113 198V197H112ZM147 198V197H146ZM231 198V197H230ZM117 199V198H116ZM223 199V198H222ZM37 203H35L34 202ZM44 200V201H43ZM62 200L64 201L63 203L68 204V205H72V209L71 211H63L62 207H60V202H62ZM115 199L113 198L112 201H114ZM162 201V200H161ZM116 203V202H113ZM166 203V202H165ZM3 204V205H4ZM18 204V203H17ZM32 206H35V208H38V210H34ZM42 206V207H41ZM62 206H65L62 204ZM109 206V205H107ZM145 206V205H144ZM161 206V205H159ZM219 206V205H218ZM233 206V205H232ZM231 206V207H232ZM234 206L236 207V205L234 204ZM96 207V208H95ZM158 207V206H157ZM221 207V206H220ZM108 208V207H107ZM110 208V207H109ZM230 208V206H229ZM233 208V207H232ZM231 208V209H232ZM237 208V207H236ZM69 209V208H68ZM106 209V208H105ZM136 209V208H135ZM163 209V208H162ZM242 209V208H239ZM70 210V209H69ZM223 210V209H222ZM234 210V208H233ZM237 210V209H236ZM255 210V209H254ZM253 210V211H254ZM244 211V210H243ZM105 212V210H104ZM205 212V211H203ZM220 212V211H219ZM233 212V211H232ZM93 213H97L98 217H95L93 215ZM44 214H48V218L47 220L50 221H44L42 220L39 216L40 215H44ZM107 216H111V212L109 214L106 213ZM114 215V214H112ZM126 215V214H125ZM182 216V215H181ZM58 217H64L62 220L57 219ZM119 217V216H118ZM122 217V216H121ZM83 218V219H81ZM147 218V217H146ZM96 219L99 220L96 222ZM124 219V217H123ZM123 219H116L113 220V226L116 229H121L122 225H123ZM145 219V217H144ZM190 219V218H189ZM203 219V218H202ZM207 219V218H206ZM182 221V220H181ZM189 221V220H188ZM203 222V221H202ZM188 223V222H187ZM204 223V222H203ZM17 224V223H16ZM191 224V223H190ZM202 224V223H201ZM249 224V223H248ZM203 225V224H202ZM257 225V224H256ZM144 226V225H143ZM206 226V225H205ZM215 226V225H214ZM3 227V226H2ZM101 227V226H99ZM232 227V226H231ZM59 228V229H57ZM112 228V227H111ZM195 228V227H194ZM207 228V227H206ZM99 229V228H98ZM96 229V231L98 230ZM126 229V228H125ZM174 229V228H173ZM202 230V229H201ZM116 231V230H115ZM9 232V234H10ZM15 232V231H14ZM61 232H63L64 234H66V236H68V239L70 238V240H65L66 243L62 242L60 239L61 237L60 234ZM88 233V234H87ZM171 233V232H170ZM4 234V233H3ZM7 234V232H6ZM87 234V235H86ZM108 236H105L107 235ZM112 234V235H110ZM199 234V233H198ZM86 235V236H85ZM100 235H101V240H100V244L98 247V244L96 247H98V249L94 252H99L101 250L102 245L105 243V246L108 247V245L112 246L111 252L114 250L118 251V248L120 246V244L122 243V238H121V234H119V232H114L111 233L109 230L108 226H104V228L102 230H100ZM0 236H3L2 233H0ZM8 236V235H7ZM133 236V234H132ZM168 236V235H167ZM176 236V235H175ZM190 236V235H189ZM215 236V235H214ZM10 237V236H8ZM12 237V236H11ZM164 237V236H163ZM166 237V236H165ZM4 238V237H2ZM191 238V236H190ZM216 238V237H215ZM13 239V238H12ZM180 239V238H179ZM7 240V239H6ZM15 240V239H14ZM16 240V241H17ZM63 240V239H62ZM136 240V239H134ZM164 240V239H163ZM15 241V242H16ZM34 241H36L37 243H35ZM43 244H41L42 242ZM81 241L87 243L86 245H83L82 247H80L82 244ZM156 241V240H155ZM177 241V240H176ZM180 241V240H179ZM184 241V240H183ZM14 242V241H13ZM157 242V241H156ZM175 242V241H174ZM178 242V241H177ZM94 243V244H93ZM155 243V242H154ZM179 243V242H178ZM191 243V242H190ZM193 243V242H192ZM107 244V245H106ZM134 244V243H132ZM60 244H58L59 246ZM62 245V247H64ZM75 245V246H73ZM131 245V244H130ZM151 245V244H150ZM149 245V246H150ZM164 245L166 246V243H164ZM169 245V242L168 244ZM192 245V244H191ZM56 246V245H55ZM57 246V247H58ZM144 246V245H143ZM172 246H174L172 244ZM177 246V245H176ZM175 246V247H176ZM186 246V245H185ZM73 247L75 249H73ZM96 247L94 249H96ZM151 247V246H150ZM155 247V246H154ZM164 247V246H163ZM169 247V246H168ZM174 247V248H175ZM50 248V247H49ZM48 246L46 248L45 251H47V249H49ZM56 248V247H55ZM60 248V247H59ZM105 248V247H103ZM139 248L138 250L140 252H142L141 250H145L142 247H137ZM136 248V249H137ZM172 248V247H171ZM193 248V247H192ZM200 248V247H199ZM38 249V250H37ZM43 249V248H42ZM114 249V250H113ZM155 249V248H154ZM160 249V248H159ZM167 249V248H166ZM183 249V248H182ZM201 249V248H200ZM199 249V250H200ZM53 249H49L48 252H51ZM131 250H133V248H131ZM161 250V249H160ZM173 250V249H172ZM202 250V249H201ZM80 251V250H79ZM116 251V252H117ZM115 252V253H116ZM183 252V250H182ZM104 253V252H103ZM120 253V252H119ZM152 253V252H151ZM162 254V251L160 252ZM159 253V254H160ZM173 253V251H172ZM109 254V253H108ZM114 254V253H113ZM123 255V253H121ZM155 254V253H153ZM152 254V255H153ZM164 254V253H163ZM162 254V255H163ZM2 255V254H1ZM43 255V254H42ZM80 255V257H78ZM123 256H125V254ZM129 255V254H127ZM137 255V254H136ZM49 256V255H48ZM158 256V255H157ZM156 256V258H158ZM172 256V255H171ZM18 257V260H16ZM78 257V258H75ZM92 257V256H90ZM97 257V256H96ZM115 257V256H114ZM141 257V256H140ZM94 258V257H93ZM117 258V257H116ZM151 258V257H150ZM155 258V257H154ZM161 258V257H160ZM165 258V256H164ZM129 259V258H127ZM125 259V261L127 260ZM149 259V258H148ZM153 259V258H152ZM164 260V259H163ZM167 260V259H166ZM174 261V260H173ZM194 261V260H193ZM196 261V260H195ZM170 262V261H169ZM175 262V261H174ZM154 263V262H153ZM163 263V261H162ZM198 263V262H197ZM130 264H139V260L137 258H134L132 262H130ZM185 264V263H184Z\"/></svg>","mask_w":264,"mask_h":264},{"label":"water","instance_id":"3","mask_svg":"<svg viewBox=\"0 0 264 264\" xmlns=\"http://www.w3.org/2000/svg\"><path fill=\"white\" fill-rule=\"evenodd\" d=\"M156 108H157V104L153 102H149V103L144 104L139 109V113H141L143 117L147 119L152 115V113L156 110Z\"/></svg>","mask_w":264,"mask_h":264}]
</instances>
